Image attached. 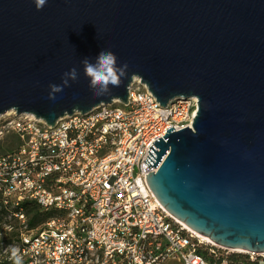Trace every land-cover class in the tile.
<instances>
[{
    "label": "water",
    "instance_id": "95a60500",
    "mask_svg": "<svg viewBox=\"0 0 264 264\" xmlns=\"http://www.w3.org/2000/svg\"><path fill=\"white\" fill-rule=\"evenodd\" d=\"M102 49L128 69L96 97L81 61ZM73 66L78 80L48 100ZM134 78L162 107L197 100L191 127L167 129L143 161L160 163L146 176L156 200L220 247L264 253V0H0V116L52 127L126 104Z\"/></svg>",
    "mask_w": 264,
    "mask_h": 264
},
{
    "label": "built area",
    "instance_id": "2783aa9c",
    "mask_svg": "<svg viewBox=\"0 0 264 264\" xmlns=\"http://www.w3.org/2000/svg\"><path fill=\"white\" fill-rule=\"evenodd\" d=\"M197 100L160 106L134 78L127 103L98 106L48 126L33 115L0 116V203L19 224L10 259L20 264H228L232 255L264 264L196 235L173 218L147 186L143 162L167 129L190 128ZM23 202L49 218L28 228ZM12 230V227H7Z\"/></svg>",
    "mask_w": 264,
    "mask_h": 264
},
{
    "label": "clouds",
    "instance_id": "9594fccd",
    "mask_svg": "<svg viewBox=\"0 0 264 264\" xmlns=\"http://www.w3.org/2000/svg\"><path fill=\"white\" fill-rule=\"evenodd\" d=\"M37 8L40 9L46 0H35ZM83 75L89 81V89L96 97L111 95V89L119 88L123 79L127 76L128 65L118 64V58L111 50L102 49L94 59L84 58L81 61ZM79 78L77 67L73 66L61 76L60 84H50L47 99L55 101L57 94L70 87V82H76ZM111 99H119L112 97ZM16 264H20L19 257H15Z\"/></svg>",
    "mask_w": 264,
    "mask_h": 264
},
{
    "label": "trees",
    "instance_id": "16d2710c",
    "mask_svg": "<svg viewBox=\"0 0 264 264\" xmlns=\"http://www.w3.org/2000/svg\"><path fill=\"white\" fill-rule=\"evenodd\" d=\"M22 208L28 219V228L30 229L37 227L39 224L46 221L50 216L49 213L48 214L41 213L38 207L32 202H23ZM6 217H8V213L5 210V207H3L0 203V233L2 232V234L6 235V237L8 238H13L15 235L14 232L9 231V233H6L7 227H12L11 222L7 221ZM10 219L14 220L13 218H10ZM0 264H16V261L14 259H10L9 257L8 258L1 257ZM228 264H258V263L257 262L247 263V262L240 260V258H238L237 256L232 255L229 258Z\"/></svg>",
    "mask_w": 264,
    "mask_h": 264
},
{
    "label": "rangeland",
    "instance_id": "374dc122",
    "mask_svg": "<svg viewBox=\"0 0 264 264\" xmlns=\"http://www.w3.org/2000/svg\"><path fill=\"white\" fill-rule=\"evenodd\" d=\"M13 147V140L12 137H6L0 142V154L6 152L7 150H10ZM7 221L11 222L12 225V230H9L7 228V232L9 231L14 232V237L13 238H8L6 235L0 233V258L1 257H6V258H11V255L15 252L17 242H18V235H19V224L17 221H14L8 217H6ZM42 224V223H41ZM41 224H39L37 227H39ZM35 227V228H37ZM166 264H179L176 261H169Z\"/></svg>",
    "mask_w": 264,
    "mask_h": 264
},
{
    "label": "bare ground",
    "instance_id": "6f19581e",
    "mask_svg": "<svg viewBox=\"0 0 264 264\" xmlns=\"http://www.w3.org/2000/svg\"><path fill=\"white\" fill-rule=\"evenodd\" d=\"M8 113H10V112H8ZM186 226V225H185ZM186 228L187 229H189L190 231H192L190 228H188L187 226H186ZM194 232V231H193ZM195 233V232H194ZM196 235H198L199 237H201V238H203L204 240H206L207 242H210V243H212L208 238H206V237H203V236H201V235H199V234H197V233H195ZM212 244H214V243H212ZM214 245H216V244H214ZM218 246V245H217ZM232 251H235V252H239V253H244L245 251H242V250H232Z\"/></svg>",
    "mask_w": 264,
    "mask_h": 264
}]
</instances>
